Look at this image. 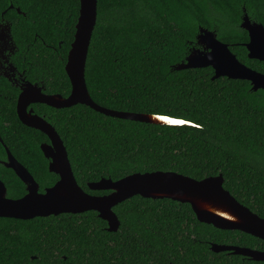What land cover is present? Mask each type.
Instances as JSON below:
<instances>
[{
  "label": "trees",
  "instance_id": "16d2710c",
  "mask_svg": "<svg viewBox=\"0 0 264 264\" xmlns=\"http://www.w3.org/2000/svg\"><path fill=\"white\" fill-rule=\"evenodd\" d=\"M78 12L79 0H0V23L10 26L16 48L13 65L27 80H42L64 97L70 93L64 65ZM243 14L264 27V0H97L84 70L90 99L112 111L167 115L187 125L122 120L80 104L46 108L83 191L107 194L87 184L135 173L174 172L195 180L221 174L223 188L264 218V90L253 92L243 80L212 79L209 67L173 69L203 28L240 63L264 74V62L247 58ZM0 105L15 127L0 125L3 145L43 192L58 178L40 151L48 140L19 122L14 101L0 97ZM0 181L10 199L26 193L11 169L0 166ZM113 212L116 232L107 231L93 211L0 218V264H264L212 252V244L264 251V241L200 223L187 203L134 196Z\"/></svg>",
  "mask_w": 264,
  "mask_h": 264
},
{
  "label": "water",
  "instance_id": "95a60500",
  "mask_svg": "<svg viewBox=\"0 0 264 264\" xmlns=\"http://www.w3.org/2000/svg\"><path fill=\"white\" fill-rule=\"evenodd\" d=\"M16 11L19 13V10ZM96 16L97 0H79L75 33L64 65V71L70 84L68 96L63 98L60 95H44L35 86L27 85L17 100L16 113L19 121L48 138L50 143L41 144L40 151L49 161L48 171L55 174L58 180L53 186L39 192L38 185L31 175L5 148L6 161L3 165L14 172L25 186L26 193L19 199H10L6 196V188L0 181V218L30 220L38 217L60 214L75 215L93 211L97 213L99 219L106 222L107 231L116 232L119 221L113 208L131 197L140 196L146 199H170L187 203L200 223L220 230L240 231L264 241V218H260L238 203L223 188L221 174L195 180L174 172L156 171L131 174L117 181L100 179L87 184L90 191L108 192L104 195H90L78 186L62 140L49 123L26 110L28 104L39 102L55 109L70 108L80 104L108 117L151 125H170L157 120L155 118L157 115L112 111L96 105L90 99L85 84L84 70ZM240 28L248 36V42L244 45L247 58L264 62V27L262 24L250 20L247 14H243ZM7 37L8 35L0 33V41ZM207 67L213 70L212 79L225 77L232 80H243L249 82L253 92L264 90V74L240 63L230 52L228 45L220 42L213 31L199 28L195 46L184 61L174 66L173 69ZM182 125H187V123ZM210 249L214 253L229 252L255 262H264V251L216 244H212Z\"/></svg>",
  "mask_w": 264,
  "mask_h": 264
},
{
  "label": "flooded vegetation",
  "instance_id": "af4514ba",
  "mask_svg": "<svg viewBox=\"0 0 264 264\" xmlns=\"http://www.w3.org/2000/svg\"><path fill=\"white\" fill-rule=\"evenodd\" d=\"M4 24H6V23H0V33L6 34V35H8V37H7V39L0 41V79L5 81V82L1 81L5 84L4 85L5 88H2V87L0 88V97H2L3 100L14 101V106L12 108V111H14L15 115L17 116V113H16L17 100H18L19 95L26 88L27 85L35 86V88H38L40 90L41 94H44V95H58V94L51 93L49 91L48 84L44 83L42 80H39L37 82H31V81L27 80L25 77V72L24 71L20 72V70H18L13 65L12 57L15 54L16 48H15V45L13 43V40H12V37L10 34V26L8 24H6V26H4ZM6 29H8V30L6 31ZM60 96H62V95H60ZM62 97L65 98L64 96H62ZM7 98H11V99H7ZM42 107H45V108H42ZM46 108H50L53 110H59V109H55L52 107H48V106L41 104L39 102L28 104L26 107V110L31 111V114L36 115V116L44 119L47 123H49L51 125V123L48 121V119H49L48 113L49 112L46 110ZM6 110L7 109L4 106L0 105V125L4 128H8V130L9 129H15L14 125H11V127H10L11 123H10V121H8L10 119L8 118V115H6ZM17 119H18V117H17ZM29 129H31V128H29ZM33 130H35V129H33ZM0 132H1V130H0ZM15 132H16V130H15ZM0 140H1L0 146H1L2 150L5 151L6 147L3 145V141L1 139V137H0ZM47 140H48V138H47ZM49 143L50 142L48 140V143L44 142L42 144H49ZM5 161H6V151H5L4 158H0V166L3 168H5L3 165V162H5ZM5 169H7V168H5ZM57 180H58V178H57ZM227 253H229V252H227Z\"/></svg>",
  "mask_w": 264,
  "mask_h": 264
},
{
  "label": "snow or ice",
  "instance_id": "6c2138e0",
  "mask_svg": "<svg viewBox=\"0 0 264 264\" xmlns=\"http://www.w3.org/2000/svg\"><path fill=\"white\" fill-rule=\"evenodd\" d=\"M157 120L163 121L164 123L170 124V125H182L186 123L184 120L181 119H170L167 115H159L155 117ZM196 127H199V125H195Z\"/></svg>",
  "mask_w": 264,
  "mask_h": 264
},
{
  "label": "rangeland",
  "instance_id": "374dc122",
  "mask_svg": "<svg viewBox=\"0 0 264 264\" xmlns=\"http://www.w3.org/2000/svg\"><path fill=\"white\" fill-rule=\"evenodd\" d=\"M4 26H6V24H4Z\"/></svg>",
  "mask_w": 264,
  "mask_h": 264
}]
</instances>
